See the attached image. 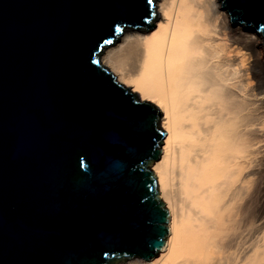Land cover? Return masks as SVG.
<instances>
[{
    "label": "water",
    "instance_id": "95a60500",
    "mask_svg": "<svg viewBox=\"0 0 264 264\" xmlns=\"http://www.w3.org/2000/svg\"><path fill=\"white\" fill-rule=\"evenodd\" d=\"M155 6L0 0V264H118L166 244L162 111L102 61ZM222 7L264 40V0Z\"/></svg>",
    "mask_w": 264,
    "mask_h": 264
},
{
    "label": "bare ground",
    "instance_id": "6f19581e",
    "mask_svg": "<svg viewBox=\"0 0 264 264\" xmlns=\"http://www.w3.org/2000/svg\"><path fill=\"white\" fill-rule=\"evenodd\" d=\"M155 8V26L124 29L102 54L120 82L162 111L167 131L152 168L170 233L153 259L120 263L264 264V40L233 25L222 0Z\"/></svg>",
    "mask_w": 264,
    "mask_h": 264
},
{
    "label": "rangeland",
    "instance_id": "374dc122",
    "mask_svg": "<svg viewBox=\"0 0 264 264\" xmlns=\"http://www.w3.org/2000/svg\"><path fill=\"white\" fill-rule=\"evenodd\" d=\"M158 2V1H157ZM231 22H232V20H231ZM237 25H238V23H237ZM253 31V30H252ZM262 144H264V142H262ZM264 155V151L262 152V156ZM261 156V157H262ZM264 158L262 157V167L264 168ZM263 172H264V169H263ZM262 177H263V180H264V173H263V175H262ZM257 222H259L260 224H262L263 225V228H262V230H261V235H260V237L262 238L263 237V239H264V190L262 191V200H261V203H260V205H259V209H258V211H257ZM264 241V240H263ZM126 262V261H125ZM122 263V262H121ZM121 263H119V264H121Z\"/></svg>",
    "mask_w": 264,
    "mask_h": 264
},
{
    "label": "snow or ice",
    "instance_id": "6c2138e0",
    "mask_svg": "<svg viewBox=\"0 0 264 264\" xmlns=\"http://www.w3.org/2000/svg\"><path fill=\"white\" fill-rule=\"evenodd\" d=\"M146 3L149 5V9H150V16L151 15H154V13L153 12H151V7H152V5H153V0H146ZM117 30H119V26H117Z\"/></svg>",
    "mask_w": 264,
    "mask_h": 264
}]
</instances>
